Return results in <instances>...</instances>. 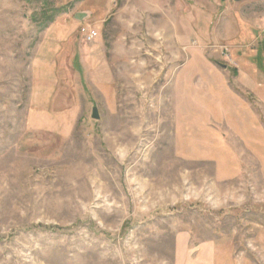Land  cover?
<instances>
[{
    "label": "rangeland",
    "instance_id": "1",
    "mask_svg": "<svg viewBox=\"0 0 264 264\" xmlns=\"http://www.w3.org/2000/svg\"><path fill=\"white\" fill-rule=\"evenodd\" d=\"M212 81L242 131L181 123ZM182 232L264 264V0H0V264H175Z\"/></svg>",
    "mask_w": 264,
    "mask_h": 264
},
{
    "label": "crops",
    "instance_id": "2",
    "mask_svg": "<svg viewBox=\"0 0 264 264\" xmlns=\"http://www.w3.org/2000/svg\"><path fill=\"white\" fill-rule=\"evenodd\" d=\"M47 66H51V68H53L54 70V66L57 65L58 63L56 60H52L51 62L49 61H45L44 63ZM57 72V71H56ZM59 73V70H58ZM59 74L55 75L54 72V76L51 78L50 84H52L51 90L55 91L57 85L60 82V78H59ZM241 80H243L242 82L245 83L244 78H241ZM212 86L210 87L211 89V104H209V106L213 109L212 111H210L209 109H207L205 112L203 111V113H201L200 111L195 112L196 114L194 115L193 113H189L188 111L184 114L182 112L181 116L184 115V121L182 120L181 123L184 124V126H195V127H199V126H206V125H225V126H230V130L231 131H235V132H239L243 130V121L241 122V120L238 118V115H235L233 123L229 120L228 113H223L222 111V117H218L216 115V112H214V108L215 109H222L225 106V104L223 102H221L220 98H214L213 97V93H217V94H225L227 93L229 90H231V87L227 85H220L219 81H212ZM250 82L253 83V80L250 79ZM247 83V82H246ZM200 89V87H199ZM199 91V90H198ZM234 93L238 96L241 97V94H239V92H235ZM50 94V95H49ZM53 92L52 93H42L38 96V99L40 101L43 102L44 105H46V107L49 106V104L55 100L58 99L57 96H53ZM243 99V98H241ZM53 102V104H54ZM238 104V103H237ZM240 104V102H239ZM236 105V107H239L240 105ZM209 107V108H210ZM201 114H207L206 116H204L205 118L202 119L201 118ZM189 115H191L189 117ZM206 119V120H205ZM193 129V127L191 128H187L186 130H190ZM184 130V129H183ZM201 130L200 127L199 129H197V131ZM209 130V129H206ZM194 131V130H193ZM199 148H201L199 146ZM205 151V149H204ZM201 152V150L199 151V153ZM198 153V154H199ZM199 156V155H198ZM210 156H216V155H206V157H210ZM222 157V155H221ZM220 157V158H221ZM217 158V157H216ZM217 163L221 164V168H220V173L221 174H225L227 171V167L224 169L222 164V162H220V159H216ZM217 243L216 241H212V240H207V241H203V242H198V243H193L192 239H191V235L187 232H182L177 236V242H176V247H175V264H218L219 261V255H218V251H217Z\"/></svg>",
    "mask_w": 264,
    "mask_h": 264
},
{
    "label": "built area",
    "instance_id": "3",
    "mask_svg": "<svg viewBox=\"0 0 264 264\" xmlns=\"http://www.w3.org/2000/svg\"><path fill=\"white\" fill-rule=\"evenodd\" d=\"M81 32L87 41H92L96 38L98 35V31L95 28L89 27V26H82L81 27Z\"/></svg>",
    "mask_w": 264,
    "mask_h": 264
},
{
    "label": "water",
    "instance_id": "4",
    "mask_svg": "<svg viewBox=\"0 0 264 264\" xmlns=\"http://www.w3.org/2000/svg\"><path fill=\"white\" fill-rule=\"evenodd\" d=\"M83 16H84L83 13H77L76 14V17H78V18H82ZM92 115H93L94 118H99L100 117L99 110H98L97 107H94Z\"/></svg>",
    "mask_w": 264,
    "mask_h": 264
},
{
    "label": "trees",
    "instance_id": "5",
    "mask_svg": "<svg viewBox=\"0 0 264 264\" xmlns=\"http://www.w3.org/2000/svg\"><path fill=\"white\" fill-rule=\"evenodd\" d=\"M65 8L66 7H60V8H58L57 10H56V12H55V14L54 15H50V20L49 21H53V19H54V17L56 16V14H58V13H60V12H62L63 10H65Z\"/></svg>",
    "mask_w": 264,
    "mask_h": 264
},
{
    "label": "bare ground",
    "instance_id": "6",
    "mask_svg": "<svg viewBox=\"0 0 264 264\" xmlns=\"http://www.w3.org/2000/svg\"><path fill=\"white\" fill-rule=\"evenodd\" d=\"M138 78V77H137Z\"/></svg>",
    "mask_w": 264,
    "mask_h": 264
}]
</instances>
